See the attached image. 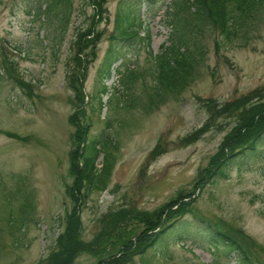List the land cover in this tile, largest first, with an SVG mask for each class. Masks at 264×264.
<instances>
[{"label": "rangeland", "instance_id": "374dc122", "mask_svg": "<svg viewBox=\"0 0 264 264\" xmlns=\"http://www.w3.org/2000/svg\"><path fill=\"white\" fill-rule=\"evenodd\" d=\"M46 1L0 0V264H63L55 255L64 245L59 236L76 210L89 249L79 250L72 264H98L121 249L109 238L112 232L103 235L114 230L104 227L105 214L127 210L132 220L118 227L116 234L124 232L126 239L136 242L146 228L133 219L137 212L160 213L172 200L189 198L206 183L205 172L239 120L222 118L223 129H213L192 145L183 139L209 120L199 98L225 103L264 89V8L243 38L228 49H217L215 31L204 26L193 43L203 53L195 79L180 95L149 113L147 85L155 72L152 53L161 54L171 44L174 29L167 7L174 1L136 4L150 27L151 49L147 43H132L101 99L98 69L115 30L119 0H106L102 19L92 0H72L71 7L65 2L44 15ZM185 19L183 25L197 23L203 28L197 16L185 13ZM187 27L184 33L193 37ZM91 28L101 34L94 58L86 43L93 36L79 39ZM78 53L84 61L91 58L87 71L79 66ZM130 70L139 77H129L124 85L120 75ZM126 87L128 98L140 108H123L115 90ZM77 118L89 126L88 140L105 136L98 168L103 166V152L115 164L106 191L86 187L82 204L75 209L73 162L79 140L73 119ZM159 143L165 153L152 159ZM263 193L264 142L260 155L233 163L228 179L207 183L192 195L194 209L184 222L199 237L183 245L172 235L144 255L133 254V262L127 264H237L236 254L212 242L194 217L230 228L251 264H264V202L258 197ZM28 216L31 220L24 224Z\"/></svg>", "mask_w": 264, "mask_h": 264}, {"label": "trees", "instance_id": "16d2710c", "mask_svg": "<svg viewBox=\"0 0 264 264\" xmlns=\"http://www.w3.org/2000/svg\"><path fill=\"white\" fill-rule=\"evenodd\" d=\"M158 1L119 0L115 30L111 38H109V47L98 69V78L103 84V89L99 92L100 99L103 94L108 93L109 88L106 83L112 78L116 65L125 61L124 53L132 43L139 41L140 43H147V47L151 49L153 39L150 27L140 15L141 11H138L136 4L148 6L155 5ZM173 1L172 6L167 7V9H170L167 11V19L174 29L171 44L161 54L154 55L152 53L155 72L152 74L151 84L147 85L150 87L147 93V109H149V113L157 110L168 101L169 97L180 95L195 79L196 70L202 64L203 53L193 43L199 39L204 26L207 25L215 31L217 35L215 47L217 49H228L234 46L238 39L243 38V35L250 30L251 24L254 23L256 15L264 8V0ZM65 2L70 3L69 7H71L72 0H47L46 8L44 12L42 11V14L50 13L56 6L59 4L63 5ZM106 2V0H92V3L98 8L97 15L101 19ZM185 13L197 16L200 23L203 24V28L197 23L183 25V23H186ZM185 26H190L187 28L188 30L192 29L191 34L193 37H189L188 34L184 33L183 28ZM142 31H146L144 36L141 34ZM88 34L93 37L86 40V35ZM100 36L101 34L92 31V28L85 30L79 35V39L85 38L87 46H90L93 50L92 58L95 56L94 50L100 40ZM88 59L89 61H84L85 58L79 57L78 53L77 61L81 62L79 66H81L82 70L87 71L89 69L91 58ZM127 73L124 76L120 75V77L122 76L121 83L124 85L129 83H126V79L129 77L132 80L139 77L136 74V70H130V73ZM128 89L129 87H126V91L114 89L117 93L116 97H119L124 109L134 110L140 108L138 103L128 98ZM81 96L83 102V88ZM198 102L208 111L209 120L201 128L193 131L183 139L185 145H192L215 128L218 130L223 129L220 120L224 117H236L239 122L234 126L226 138V142L222 144L219 153L213 158L210 168L205 172L206 183L202 182L200 184L195 194H192L193 197L197 196L207 183L214 184L217 179H228L231 166L234 162L237 163L241 157L260 155V149L264 142V89H259L256 92L249 93L247 96L245 95L242 98L225 103L214 99L203 100L200 98ZM73 120L78 129L79 148L74 153L73 171L76 174L77 181L72 192L75 209H78L82 204L86 187L91 190L106 191L115 161L107 153L103 152V166L98 168L97 163L101 156L102 143L105 140V136L102 135L97 140L90 141L88 140L90 128L87 123H80L79 118ZM9 135L18 138L16 135ZM106 140L109 141V138H106ZM164 153L165 150L162 144L159 143L153 149L151 158L157 159ZM192 195L189 198L186 195V197L180 196L178 199L172 200L162 208L160 213L152 216L145 212H137L133 219L144 223L146 228L137 237L136 242L132 238L126 239L124 232L116 234L118 227L132 220L127 210L105 214L102 217L104 227L113 226L114 230L105 232L103 235L112 232L109 238H111L114 245H120L121 249L117 256L107 257L98 264L132 263L131 256L133 254L144 255L148 250L163 244L172 235H175L173 237H176L177 244L185 245L187 240H195L196 237H199L198 233L193 228L187 227L184 222L185 216L192 214L191 209H194L192 207V201L194 200ZM258 197L264 202V193ZM187 198L190 199L189 202L184 201ZM28 203L31 205V202ZM27 208L25 204V209ZM30 220L31 216L26 217L24 224H27ZM194 220L197 222L196 224L199 223L205 227V230L201 226L198 228L203 229L205 233L207 232V237L209 236L212 242L224 245L231 250L230 252L236 254L237 264L252 263L247 257L246 251L241 248L237 235L230 228L224 225L219 227L217 224L199 217H194ZM59 241H62L64 245L61 246V253L55 255L57 259L64 260L63 264H72L79 250L89 249L82 238L81 218L77 210L69 215L66 228L59 236Z\"/></svg>", "mask_w": 264, "mask_h": 264}]
</instances>
